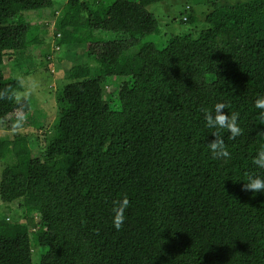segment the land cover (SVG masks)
<instances>
[{"label": "trees", "instance_id": "trees-1", "mask_svg": "<svg viewBox=\"0 0 264 264\" xmlns=\"http://www.w3.org/2000/svg\"><path fill=\"white\" fill-rule=\"evenodd\" d=\"M164 1L63 6L59 44L114 49L69 70L39 156L22 139L0 146V203L22 214L0 217V264H264V194L243 190L250 175L264 177L253 163L264 146V110L255 106L264 97V0H203L202 27L165 37L146 10ZM46 4L0 0V130L22 91L5 79L4 57L35 43L25 14ZM191 12L181 24L196 23ZM216 103L238 114L239 136L206 127ZM214 131L230 159L213 158ZM125 196L117 231L113 208Z\"/></svg>", "mask_w": 264, "mask_h": 264}, {"label": "rangeland", "instance_id": "rangeland-1", "mask_svg": "<svg viewBox=\"0 0 264 264\" xmlns=\"http://www.w3.org/2000/svg\"><path fill=\"white\" fill-rule=\"evenodd\" d=\"M67 2L68 0H47L41 11L26 13V19L31 25L27 38L28 41L35 39V43L27 49L6 52L7 55L3 60L6 66L4 77L6 80L17 78L22 86L20 93H27V96H21L19 107L1 123V128L4 130H0V146L7 142L10 147L15 141L22 139L30 148L32 156H39L44 138L51 135L56 124L58 113L55 96L57 91L70 81L66 80L69 70L77 64H87L92 67L98 59L114 49L110 41L89 43L76 50L73 49L74 51L68 44H59V34L57 28H54V23ZM203 2V0H170L150 5L146 10L156 18L159 35L165 37L170 33H188L193 32L196 26L202 27L205 19L203 13L208 10L207 4L200 5ZM228 3H233V0ZM186 7L191 8L190 15L196 20L195 26L180 23V14L185 12ZM42 26L44 28L48 26L47 33H43ZM74 56L77 58L76 64L71 62ZM117 91L118 82L106 90L108 95H115ZM6 165L5 160L0 159V177ZM3 215L6 218L20 219L22 214L17 204L8 208L0 203V217ZM27 223L30 227L36 226L38 219L29 217ZM38 252L40 250H37Z\"/></svg>", "mask_w": 264, "mask_h": 264}, {"label": "clouds", "instance_id": "clouds-1", "mask_svg": "<svg viewBox=\"0 0 264 264\" xmlns=\"http://www.w3.org/2000/svg\"><path fill=\"white\" fill-rule=\"evenodd\" d=\"M12 95L15 97L16 102H20L21 96H27V93H17L13 92ZM256 108L264 110V97H260L256 101ZM226 105L224 103H216L212 111H206V127L209 129H227L232 138L239 136L241 134V128L238 125V114L232 113L229 115L225 112ZM261 117L264 118V111L261 112ZM215 139L208 143V148L216 159H230L231 154L223 139L221 138L219 132H212ZM253 163L260 169H264V146H262L256 153ZM243 190L251 191L253 195L256 193L264 194V177L262 176H249L247 182L243 185ZM128 199L125 196L122 201L117 202L116 206L113 208V227L119 231L125 222V209L128 206Z\"/></svg>", "mask_w": 264, "mask_h": 264}]
</instances>
